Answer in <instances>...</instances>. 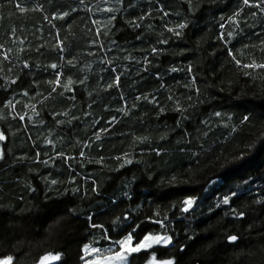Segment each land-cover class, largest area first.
Segmentation results:
<instances>
[{
    "label": "trees",
    "instance_id": "obj_1",
    "mask_svg": "<svg viewBox=\"0 0 264 264\" xmlns=\"http://www.w3.org/2000/svg\"><path fill=\"white\" fill-rule=\"evenodd\" d=\"M108 7L116 11L105 12ZM64 11L69 16L59 19ZM180 23L187 25L180 36L167 32ZM261 41L264 13L242 0H191V8L188 0H124L123 6L116 0H0V131L7 137L0 160V258L38 264L52 253L60 254L59 264H84L82 248L107 247L105 234L114 241L133 233L136 242L151 233L171 235L174 246L135 254L131 264H147L152 252L177 264H264V69L242 66L264 63ZM58 71L62 83L69 76L77 81L74 93H51L48 81ZM117 74L120 86L105 90ZM121 96L128 116L115 111ZM73 115L80 119L70 124ZM113 115L120 122L96 141L94 133ZM145 136L144 143L136 139ZM59 152L74 159L53 160ZM123 152L133 163L120 168L115 157ZM36 153L49 163H37ZM101 155L103 167L96 163ZM187 198L195 203L185 213ZM229 235L238 241L229 243Z\"/></svg>",
    "mask_w": 264,
    "mask_h": 264
},
{
    "label": "snow or ice",
    "instance_id": "obj_2",
    "mask_svg": "<svg viewBox=\"0 0 264 264\" xmlns=\"http://www.w3.org/2000/svg\"><path fill=\"white\" fill-rule=\"evenodd\" d=\"M81 3H84V0H80ZM108 0H105V3H107ZM189 2V7L191 8V0H188ZM243 2V5L245 6H248L250 8H255V9H258L260 13H264V0H242ZM116 3L123 6L124 4V0H116ZM16 8L19 9L20 12H26L28 11L27 8L25 7H22L19 3H17L16 5ZM35 10V9H33ZM89 11H91V9H88ZM105 12H109V13H114L116 11V9L112 8V7H108V8H105L103 9ZM163 11V10H161ZM69 12L68 11H64L62 14H59L58 15V18L59 19H64L66 17L69 16ZM168 13L167 12H164V16H167ZM235 16H239L240 13L239 12H236L234 14ZM253 15H257V13H253ZM45 20L48 19L47 16L44 17ZM57 16L54 15L52 17V19H56ZM116 17L115 15H112L110 16L109 18V23H111L112 20H115ZM140 20H143L144 17L141 16L139 18ZM237 25L240 23L239 20H235L234 21ZM93 23H99L98 21H93ZM135 27L139 28L141 27L140 24L136 23V21H132L131 22ZM186 23H180L178 24L175 28L173 27H167L166 26V30L167 32L169 33H172L174 36H180L181 35V32L179 30L181 29H184L186 27ZM13 31V37L15 36V29L12 30ZM97 34L99 35V31L97 32ZM59 34H57L58 36ZM229 35H231V33H229ZM139 38V36L137 37ZM220 39L221 40H224V36L221 35L220 36ZM19 43L21 45L24 44V40H20ZM160 44H166L167 43V40H160L159 41ZM261 44L264 45V41H261ZM57 48L59 49V52L60 53H63L64 50H65V46H64V43H63V40H58L57 42ZM41 47H43V45H41ZM247 47V45H246ZM11 50H7L3 56V59L4 60H9V55H8V52H10ZM21 52L24 51L23 48L20 49ZM37 51H39V49H37ZM158 52V49L156 47H153L152 48V53H157ZM228 55L232 56L233 59L235 60V56L233 55V53L229 52ZM60 59L61 60H64V57L63 56H60ZM125 59H130L129 57H125ZM236 63L238 65H240V61H236ZM67 64L68 65H71L73 67H75V64L73 62V59H68L67 60ZM245 69H264V63H256V62H252V63H246V64H243L242 65ZM23 68L27 69L30 67L29 63L28 62H25L22 66ZM48 67H50L51 69L53 70H56L58 68V65L56 63H52L50 65H48ZM9 71H11V68H9ZM145 71H147V68H145ZM172 72H176L178 71L177 68L173 67L171 69ZM188 71L191 72V68L189 67L188 68ZM111 72L115 73L116 72V69L115 68H112L111 69ZM63 76V72L62 71H58L56 72L55 74V79L54 80H49L48 83L50 85H54V87L51 88V93H56L57 92V89L58 88H63V91L64 92H75V88L73 87L74 84L77 83V81L73 80L70 76L67 78V81L66 83H62V80H61V77ZM88 79L87 76H85L84 78L82 79H78V83L80 85H85V82L86 80ZM17 81L15 79H12L10 81L11 84H15ZM115 84L116 87H119L120 86V75L117 74L114 76L113 78V81L112 82H109L106 84V88L105 90H108V89H111L113 88V85ZM197 92H199V89H197ZM61 95H63V93H60ZM24 96H28L29 93L27 91H25L23 93ZM135 100L139 101L141 99L140 96H137L134 98ZM145 99H147L145 97ZM169 99H172V97L170 96ZM189 99H191V97H189ZM120 100L123 101V106L122 107H118L115 109V111L117 113H120L124 116H128L129 115V109H128V104H127V100L121 96L120 97ZM151 102V101H150ZM8 106L12 107V108H15V104L12 103V101H8ZM18 103V101H17ZM26 107H29L32 109L33 111V115H38V112L35 111V108L34 106L32 105H25ZM88 108H92V104L89 103ZM134 107V105H133ZM110 109L108 108H105V111H109ZM177 111H181V109L179 107H177L176 109ZM161 111H163V109H161ZM69 113L68 112H57L56 113V116H59V115H65L67 116ZM87 116H91V112H88L86 113ZM215 115L217 117H219L221 114L219 112L215 113ZM15 118V117H14ZM30 118V117H29ZM18 119L20 121H24L25 120V115H19ZM55 119V117H54ZM80 118L73 115L71 117V120L69 121V123L71 124V122L73 120H79ZM245 121H247L249 119V117L245 116L243 118ZM120 121L117 117V115H113L110 119H108L106 121V124L108 125L107 127H103L99 130V132H96L94 133L95 135V140L96 141H100L101 140V133H112L113 132V129L115 128V125L118 124ZM93 123L94 124H99V121L98 120H93ZM120 135H125L124 132L120 131L119 132ZM7 137L5 135V133L3 131H0V141H6ZM136 139L139 140L140 143H144L148 137H137ZM53 142L51 140L48 141V144H52ZM54 146V145H53ZM85 147H88V145H85ZM157 155H159V151L157 150L156 152ZM4 150L3 149H0V160L4 159ZM79 155L81 157L84 156V152L81 151L79 153ZM39 156H40V153H36V157H37V160L36 162L37 163H40L42 162L43 164L47 165L49 163L48 160H43V161H40L39 160ZM129 157V153L128 152H123L122 155H119V156H116L115 159L117 161H121V163L119 164V167L120 168H123L125 167L126 165H131L133 163V160L131 158H128ZM56 158H64V159H74L72 157H65L64 156V153L63 152H59L57 153L56 157H53L52 159H56ZM105 160V157L103 155L99 156V159L96 161V163L100 164L101 167L104 166L103 162ZM52 184H56L57 181L56 180H52L51 181ZM33 191H35V189H33ZM74 191H76L74 189ZM93 191H96V189L94 188ZM236 196V193L235 192H232L230 196H225L223 198V204L227 205L229 204V201L232 197H235ZM195 201L194 199L192 198H187L183 201V204H184V207H182V211L183 212H188L194 205ZM217 207H219V204L217 205ZM232 211L234 213H236V216L238 219H243L244 216H245V213L243 212H239L237 213L236 212V209L233 208ZM93 217L92 216H88V220H92ZM120 219V218H118ZM124 221H127L128 220V216H124L122 218ZM154 223H159L161 228H164L166 227L165 223L163 220H158V221H153ZM91 227L93 228H96V227H102L101 225H97V224H92ZM137 228L139 227V225L136 226ZM135 228L133 229V232H135ZM105 238L108 239L110 241V244H114L116 246H118V248H114V247H108V248H101V247H92V246H89V245H85L83 248H82V253L83 255H81L80 259L84 261V264H131V261L129 260V257L132 256L134 253L138 254L140 253L141 251H150L151 249H153L154 247L156 246H160V247H163V248H168L169 245H173V237L171 235H168V234H151V233H147V234H144L143 237L141 239H139L138 241L134 242L133 240V233H128L126 236L118 239V240H114L112 241L110 237H107L106 234H105ZM228 240L229 243H235L238 241V236L237 235H229L227 236L226 238ZM174 246V245H173ZM184 249L181 248L180 251H183ZM91 256L92 259H88V257ZM60 254H52V253H49V254H45L44 256H42L39 260V264H50V262H57L60 260ZM14 257L12 255H8L6 257H3V258H0V264H14ZM147 264H177V261L176 259L173 257V258H165V259H158L155 252H152L151 253V257L150 259L147 260Z\"/></svg>",
    "mask_w": 264,
    "mask_h": 264
},
{
    "label": "rangeland",
    "instance_id": "obj_3",
    "mask_svg": "<svg viewBox=\"0 0 264 264\" xmlns=\"http://www.w3.org/2000/svg\"><path fill=\"white\" fill-rule=\"evenodd\" d=\"M2 142H3V141H0V149H1V143H2ZM133 240H134V239H133ZM134 242H135V241H134ZM169 246H171V245H169ZM108 247L118 248V246H116V245H114V244H110V245H108L107 247H104V248L106 249V248H108ZM156 247H160V246H156ZM154 248H155V247H154ZM151 250H152V249H151ZM142 252H145V251H141L140 253H142ZM135 254H136V253H134L133 255H135ZM138 254H139V253H138ZM133 255H132V256H133ZM132 256L129 257V260H131V257H132ZM89 257H91V256H89ZM91 259H92V257H91Z\"/></svg>",
    "mask_w": 264,
    "mask_h": 264
},
{
    "label": "water",
    "instance_id": "obj_4",
    "mask_svg": "<svg viewBox=\"0 0 264 264\" xmlns=\"http://www.w3.org/2000/svg\"><path fill=\"white\" fill-rule=\"evenodd\" d=\"M60 260L57 262H50V264H59ZM39 264V263H38Z\"/></svg>",
    "mask_w": 264,
    "mask_h": 264
}]
</instances>
